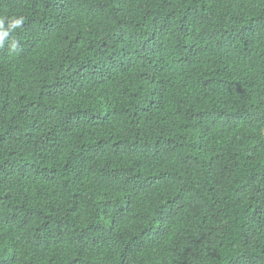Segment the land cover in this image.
I'll use <instances>...</instances> for the list:
<instances>
[{"label":"trees","instance_id":"obj_1","mask_svg":"<svg viewBox=\"0 0 264 264\" xmlns=\"http://www.w3.org/2000/svg\"><path fill=\"white\" fill-rule=\"evenodd\" d=\"M0 20V264H264V0Z\"/></svg>","mask_w":264,"mask_h":264},{"label":"clouds","instance_id":"obj_2","mask_svg":"<svg viewBox=\"0 0 264 264\" xmlns=\"http://www.w3.org/2000/svg\"><path fill=\"white\" fill-rule=\"evenodd\" d=\"M24 23L23 17L13 18L11 23L8 25V29L14 31L15 29L20 28ZM9 37V30H6L3 24V21L0 20V46L3 45L5 38Z\"/></svg>","mask_w":264,"mask_h":264}]
</instances>
